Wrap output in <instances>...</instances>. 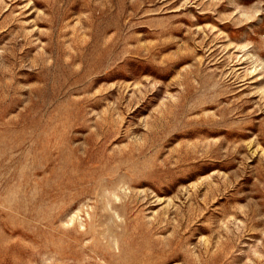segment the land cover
<instances>
[{
	"label": "rangeland",
	"instance_id": "obj_1",
	"mask_svg": "<svg viewBox=\"0 0 264 264\" xmlns=\"http://www.w3.org/2000/svg\"><path fill=\"white\" fill-rule=\"evenodd\" d=\"M0 264H264V0H0Z\"/></svg>",
	"mask_w": 264,
	"mask_h": 264
}]
</instances>
